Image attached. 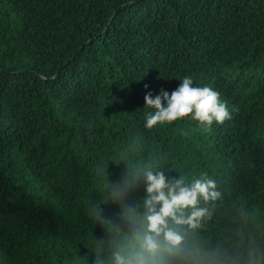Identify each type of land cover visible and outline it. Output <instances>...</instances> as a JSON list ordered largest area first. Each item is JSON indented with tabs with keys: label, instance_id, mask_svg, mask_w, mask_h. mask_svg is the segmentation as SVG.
<instances>
[{
	"label": "trees",
	"instance_id": "trees-1",
	"mask_svg": "<svg viewBox=\"0 0 264 264\" xmlns=\"http://www.w3.org/2000/svg\"><path fill=\"white\" fill-rule=\"evenodd\" d=\"M185 76L232 119L145 129ZM148 165L215 180L212 264H264V0H0V264H111L145 195L112 187Z\"/></svg>",
	"mask_w": 264,
	"mask_h": 264
},
{
	"label": "clouds",
	"instance_id": "clouds-1",
	"mask_svg": "<svg viewBox=\"0 0 264 264\" xmlns=\"http://www.w3.org/2000/svg\"><path fill=\"white\" fill-rule=\"evenodd\" d=\"M180 81L171 93L161 89L153 96L147 92L144 109L149 111L144 119L145 129L191 118L202 130L208 131L213 122L223 124L232 119L218 91L209 86H194L191 76ZM141 183L145 191L142 202L123 205L121 215L131 228L123 240L117 242L111 264H212L211 254L189 234L199 229L202 220L210 216L208 209L199 205L201 200L207 202L219 197L215 180L203 176L185 183L183 175L179 178L166 176L158 166L148 165L116 182L112 198L116 202L126 201ZM93 211L103 219L102 209ZM117 231H120L118 226ZM91 264H101V261L97 258Z\"/></svg>",
	"mask_w": 264,
	"mask_h": 264
}]
</instances>
